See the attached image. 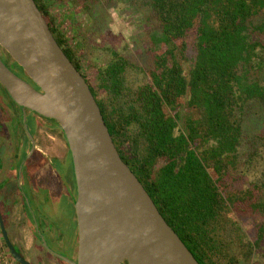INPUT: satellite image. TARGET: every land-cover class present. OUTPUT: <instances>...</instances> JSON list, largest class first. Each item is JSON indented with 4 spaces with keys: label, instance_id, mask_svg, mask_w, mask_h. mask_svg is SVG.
<instances>
[{
    "label": "trees",
    "instance_id": "1",
    "mask_svg": "<svg viewBox=\"0 0 264 264\" xmlns=\"http://www.w3.org/2000/svg\"><path fill=\"white\" fill-rule=\"evenodd\" d=\"M35 1L121 157L199 263L264 264V0H132L150 24L151 81L139 82L144 68L117 51L89 75L86 47L52 14L63 0ZM73 179L77 193L74 164Z\"/></svg>",
    "mask_w": 264,
    "mask_h": 264
},
{
    "label": "water",
    "instance_id": "2",
    "mask_svg": "<svg viewBox=\"0 0 264 264\" xmlns=\"http://www.w3.org/2000/svg\"><path fill=\"white\" fill-rule=\"evenodd\" d=\"M45 19L35 0H0V46L29 79L0 57V83L22 109L31 139L27 111L58 124L74 164L78 258L54 253L70 264H200L121 157L89 83ZM0 229L14 259L31 264L1 209Z\"/></svg>",
    "mask_w": 264,
    "mask_h": 264
},
{
    "label": "rangeland",
    "instance_id": "3",
    "mask_svg": "<svg viewBox=\"0 0 264 264\" xmlns=\"http://www.w3.org/2000/svg\"><path fill=\"white\" fill-rule=\"evenodd\" d=\"M94 3H97V0H92L91 3L89 0H63L53 4L52 7V14L55 15L61 22V30L68 36L76 48H78L79 51L83 53L84 48L86 47L85 49L87 51L88 58L84 59V70L87 71L89 75H92L93 71L90 67L95 65L101 67L105 65L113 56V51H117L122 56L129 58L131 61L141 65L144 68L145 72H141L138 75L137 72L133 70V76H136V80L138 82L144 80L151 81L149 75L146 72V67L148 66L152 53L150 51L151 49L149 42L146 41V38H144L145 32L150 28V24L149 22L144 21L143 14L140 11V6L132 4V0H98L97 6H95L96 4ZM1 89L2 88L0 87V91ZM2 92L3 97L7 96L5 89L2 90ZM15 110V113L18 112L19 116L23 117V115H21L19 106H16ZM35 117L36 115L33 111L27 112L29 129H33V127L35 128L33 125V119ZM0 120H2V122L5 121L7 125L14 124L13 118L6 113L1 115V111ZM24 130L27 129L24 127ZM10 133L11 136L8 139L9 142L12 141L13 144L17 146L15 152L21 154L23 151L24 153L22 138L24 139L23 142H25V140L27 142L28 138V141L31 140L29 132L26 131V135L21 133L23 136L21 139L20 137L17 138L15 136L17 133L15 128H13ZM20 141L21 148H19L18 145ZM1 151L2 148L0 145V155ZM8 151L12 152L10 147H8ZM20 162L18 163V161L13 160L11 163H15L16 167L19 166V169H21L22 164L20 165ZM55 165H57L59 172L63 173L61 174L62 177L65 172L67 173L68 170H70L71 173L73 171V160L70 155H68L64 161L55 160ZM19 176L20 175H18L16 178V182L20 181ZM3 180H6V178ZM11 180L12 182L15 181V179ZM20 185L21 184L19 182V186ZM47 195L48 194L46 192L42 193V196L44 197ZM75 199L76 195L74 197L70 195L66 186L65 190L62 191V193L58 196L56 204L52 201L51 197L49 198L48 196V202H46L44 205L43 209L47 213V220H41L40 225H42V231L44 232V230L47 228V231L52 233L57 229L58 233L60 232L62 235V241L60 244L65 242V244L68 245V242L73 239L75 242H77L76 231L78 230V221ZM29 206L30 205H27L28 210H31L34 207L32 204L33 207H30L29 209ZM28 216L31 221V216L29 214ZM38 216H40V213ZM241 220L243 221V225L245 227H253V222L248 216H243ZM32 223L33 222L31 221V224ZM48 232L47 235L49 234ZM38 233L39 236L42 237L41 232L37 229L36 234ZM49 242L52 246L51 248L46 245L44 246L45 243L43 244L42 242L44 247V251L42 252L44 264H59L55 259L56 257L59 259L61 264H64L62 263L64 260L54 253L57 251H53L55 249H60L58 247L59 244L57 246L56 244L54 245L52 239L51 241L49 240ZM37 251L40 250L33 248L28 254V256H30L29 260L32 261L33 264H36L35 252ZM64 262L67 264L66 261ZM0 264H20L14 259V257L10 254L9 249L5 246V240L1 229Z\"/></svg>",
    "mask_w": 264,
    "mask_h": 264
},
{
    "label": "flooded vegetation",
    "instance_id": "4",
    "mask_svg": "<svg viewBox=\"0 0 264 264\" xmlns=\"http://www.w3.org/2000/svg\"><path fill=\"white\" fill-rule=\"evenodd\" d=\"M0 57L4 60V62L14 72H16L18 75L22 76L23 78L28 79V77L25 75L24 71L18 66V64L14 61V59H12L10 57V55L1 46H0ZM1 91H0V108H1L0 110H1V115L3 113H6V114L10 115L13 118V123H14V120H15V118L17 116V118L19 120V125H18L19 126L18 127L19 130L18 131H20L21 133L26 135V131L27 130H24L25 126H24V122H23V117L19 116L18 112L15 113L16 106H18V105L14 104L13 102H11V99L8 96H4L3 97V93ZM20 110H21V115H23L21 108H20ZM27 112H29V111H27ZM35 115H36V117H38V119L41 122V126L40 127H41L42 132H43L42 134L46 138L50 139V137L52 138L53 135L54 136L55 135H59V136H63L64 137L63 132L61 131V129L59 128V126H58V124L56 122L52 121V119H48V118L42 117V116H40V115H38L36 113H35ZM2 120H0V142H1L0 145H1V148H2L0 157L10 156V158L14 160V153L16 151V147L17 146L14 145L15 151L12 150V152L8 151L7 149H5V147L7 146V142L6 141H9L8 138L11 136L10 131H12L13 128H15L14 127L15 124H12V125L8 124L7 125L6 122L5 121L2 122ZM30 130H31V128H30ZM18 131H16V132H18ZM31 133H32V130H31ZM32 135H33V133H32ZM15 136L18 137V134L16 133ZM12 137H13V135H12ZM35 140L36 139H34V135H33V139H31L32 148H30V150H27V153L25 154V157L21 160L20 165L23 164L22 163V162H24L23 160H25L27 158V156L30 155V153H31L30 157L33 156L34 154H36V153L33 152V146H34L33 144H35ZM9 144H10V142H8V147H9ZM20 144H21V142H19V144H18L19 148H21ZM35 146H36V144H35ZM36 150H38L37 153L43 155V157L47 156V154L44 153L43 150H41V149H36ZM70 151L71 150H69V149L67 150L66 157H65L64 160H66L68 155H70ZM54 158L55 157H52V159H54ZM37 164H35V166H38ZM21 169H22V166H21ZM2 171H1V173H2ZM37 172H38V170H36V173ZM1 173H0V209H1L2 213H3L4 219H5L6 228H7L8 218L12 214V209H13L14 204L17 203V202H15L16 201L15 199L20 194L18 195L16 193V195H15L14 192H12V194H11V192L10 193L6 192V188H8L9 185L11 186V179L9 178L10 175L8 176V178H6V180H1ZM61 174H63V173L59 172V175L61 176L65 187L67 186L70 195H72L74 197L76 195V189L74 187L73 171L71 173V171L68 170L67 173L66 172L64 173L63 177H62ZM22 177H23V174H22ZM22 177L19 176V178H20L19 182H21ZM19 182H18V184H19ZM25 183H26L25 186H24V183H23L24 188L22 190L23 194H21V195L23 196V199L25 200V202L29 203V204L27 203V205H30L29 209H30V207L31 208L33 207L32 204L34 205V207L31 209L32 211L28 210V214L31 216V218H32L31 221L34 223V224L33 223L30 224L31 225L30 231H31V233L33 235V246H32V249L35 248L37 250H40V251L35 252L36 264H44L43 253H42L44 251L43 250V248H44L43 244L45 243L44 246L47 244L51 248L52 246H51L49 240L50 241H51V239L53 240V238H52L53 235L55 236V242L53 240V244L54 245L56 244V246L59 244L58 247L60 248V249H55L53 251L59 252V254H61L63 257L67 258L68 260H71V261L75 260L76 261L77 258H78V241H79L78 230L76 231V240H77V242H75V240L73 239L70 242H68V245H66L65 242L60 244V242L62 241V238H61L62 235L60 234V232L58 233L57 229L55 231H53L52 233H49L47 231V228H46V230H44V232H43L42 231V227H41L42 225H40V223H41V220H43V219H44V221L47 220V216H46L47 213H46V211L43 208H44V205L46 204V202H48V196H49V198L51 197V199H52V196L48 193L47 189H45V187H43L40 184V181L37 179V176L35 175V173H34V175L31 176V178H28V180ZM21 186H22V184H21ZM27 187H29V188H27ZM43 192H46L48 195L45 196V197L42 196ZM76 197H77V195H76ZM39 213H40V216H38ZM28 217L29 216H27V219H28ZM37 229L41 232L42 237L39 236V233L36 234L37 233ZM77 229H78V222H77ZM46 231L49 233L48 235H47ZM42 242H43V244H42ZM15 247L17 248V250H19L20 252H22L24 254V256L26 257V259L28 261H30L28 259V252L27 251H24V249L20 248L18 245H15ZM55 259L58 261L59 264H61V262L59 261V259L57 257ZM66 262H67V264H70V263H68V261H66ZM30 263L33 264L32 261H30ZM123 264H127V263H123Z\"/></svg>",
    "mask_w": 264,
    "mask_h": 264
},
{
    "label": "crops",
    "instance_id": "5",
    "mask_svg": "<svg viewBox=\"0 0 264 264\" xmlns=\"http://www.w3.org/2000/svg\"><path fill=\"white\" fill-rule=\"evenodd\" d=\"M14 124H15L14 126L15 130L18 131L19 130L18 129L19 120L17 116L14 120ZM33 125L35 126V128L33 127V129L31 130L34 135V139H36L35 140L36 146L34 144L33 152L36 154L30 157L31 155L30 153V155L27 156V158L24 160L22 164V169H19V166L16 167L15 163H11L13 159H11L10 156L0 157V163L2 164V165L0 164V173L3 170L1 173V180H3L4 178H8L9 175H10L9 177L10 179H15L14 182H12L11 180V186L6 188V192H9V193L11 192V194L12 192H14L15 195L16 193L18 195L20 194L15 199L16 200L15 202L17 203L14 204L13 209H12V214L8 218L7 231H8L9 237L12 240V242L15 245H18L20 248L24 249V251H27L28 254L32 250V246H33V235L30 231L31 221L29 220V217L27 219V216H28V213H26L28 211L27 203L25 202V200L23 199V196L21 195L23 194L21 192L22 191L21 185L19 186L18 182H16V178L20 174L22 177V174H23V177L20 183L22 184V187L24 188V186L26 185L25 182L28 180V178H31V176L34 175L35 173V175L37 176V179L40 181V184L43 187H45V189H47L48 193L52 196V201L56 204V200L58 196L62 193V191H64L65 185L62 181L61 176L59 175V170H58L57 165H55V160L64 161L66 157V152L68 150V147L65 142V138L63 136L53 135L52 138L50 137L49 139V138H46L42 134L43 132L40 127L41 122L38 119V117H35L33 119ZM17 134H18V137H20V139L23 137L20 131H18ZM28 139H27V142H28L27 143L26 140L25 142H23L24 139L22 138L23 140L22 145L24 148L23 149L24 153L22 151L23 155L22 153L19 154L18 152L14 153V160L18 161V163L23 159V156L25 157L27 150H30V148H32V141L31 140L28 141ZM6 142H7V146L5 147V149L8 150L9 141H6ZM54 142H55V149H54ZM9 147H10V150L15 151L13 142L10 141ZM36 149L43 150L44 153L47 154V156L43 157V155L37 153L38 150ZM52 157H55V158L52 159ZM35 164H37L38 166H35ZM36 170H38L37 173H36ZM23 183H24V186H23ZM52 238L55 242L54 235ZM28 259H30V256H28Z\"/></svg>",
    "mask_w": 264,
    "mask_h": 264
}]
</instances>
